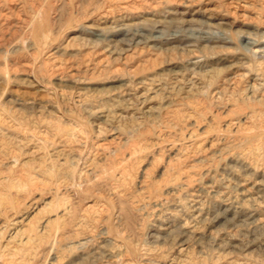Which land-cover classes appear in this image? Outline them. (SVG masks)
<instances>
[{
  "label": "rangeland",
  "instance_id": "1",
  "mask_svg": "<svg viewBox=\"0 0 264 264\" xmlns=\"http://www.w3.org/2000/svg\"><path fill=\"white\" fill-rule=\"evenodd\" d=\"M0 264H264V0H0Z\"/></svg>",
  "mask_w": 264,
  "mask_h": 264
}]
</instances>
